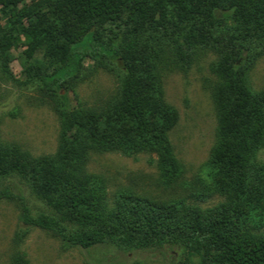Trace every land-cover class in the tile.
I'll return each instance as SVG.
<instances>
[{
  "label": "trees",
  "instance_id": "obj_1",
  "mask_svg": "<svg viewBox=\"0 0 264 264\" xmlns=\"http://www.w3.org/2000/svg\"><path fill=\"white\" fill-rule=\"evenodd\" d=\"M17 1H1L14 18L0 19V43L18 32L44 50L48 71L27 67L25 83L41 84L60 121L53 155L0 141V178L19 179L47 209L33 215L21 202V221L86 249L178 247L197 264H264V89L249 77L264 56V0H38L16 10ZM207 52L217 126L203 189L220 201L202 207L134 192L109 201L104 181L86 171L93 151L156 153L174 186L180 169L163 74ZM87 61L115 75L116 91L98 107L71 108L61 89ZM0 68L12 78L1 52ZM1 198L19 199L10 188ZM9 264L27 260L17 252Z\"/></svg>",
  "mask_w": 264,
  "mask_h": 264
},
{
  "label": "rangeland",
  "instance_id": "obj_2",
  "mask_svg": "<svg viewBox=\"0 0 264 264\" xmlns=\"http://www.w3.org/2000/svg\"><path fill=\"white\" fill-rule=\"evenodd\" d=\"M0 0L1 24L14 18ZM38 0H18L16 10ZM6 3V2H5ZM13 9V5H8ZM23 27L29 23L23 18ZM23 33L13 32L0 43L1 57L8 59L12 78L0 68V141L19 146L33 156L57 152L60 121L53 99L37 81L25 83L28 69L48 71V57L41 47ZM212 53H200L187 67L170 66L163 74L164 99L172 112L169 138L180 174L169 186L158 167L153 152L126 154L119 151H93L85 164L86 171L105 183V196L112 201L129 192L158 200H186L208 207L221 197L203 188L208 184V161L215 142L217 118L212 98L215 82ZM30 72V71H29ZM32 72V71H31ZM254 89H264V56L250 71ZM118 82L113 73L87 61L79 80L61 89L71 108L98 107L115 93ZM173 181V180H172ZM10 188L19 199H0V264H9L21 253L27 264H197L187 259L178 247L121 249L97 245L89 249L67 245L57 235L21 221V202L36 215L46 207L17 178H0V189ZM25 233L16 242L17 233Z\"/></svg>",
  "mask_w": 264,
  "mask_h": 264
}]
</instances>
